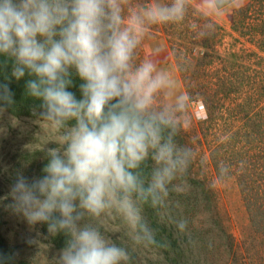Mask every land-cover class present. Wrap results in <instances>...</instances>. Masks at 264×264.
Returning a JSON list of instances; mask_svg holds the SVG:
<instances>
[{"label": "clouds", "instance_id": "1", "mask_svg": "<svg viewBox=\"0 0 264 264\" xmlns=\"http://www.w3.org/2000/svg\"><path fill=\"white\" fill-rule=\"evenodd\" d=\"M239 6L199 0L196 11L212 30L214 18ZM191 7V0H0V116L15 105L11 81L23 80L34 122L54 133L48 145H55L43 150L42 175L17 173L8 208L30 227L46 225L48 237H65L55 264H129L128 249L99 226L110 214L135 245L157 244L144 207L166 208L170 192L184 190L196 154L177 139L189 98L174 72L137 56L154 26L182 23ZM77 81L79 98L71 90ZM228 173L221 162L213 183ZM176 227L184 231L187 221Z\"/></svg>", "mask_w": 264, "mask_h": 264}, {"label": "rangeland", "instance_id": "2", "mask_svg": "<svg viewBox=\"0 0 264 264\" xmlns=\"http://www.w3.org/2000/svg\"><path fill=\"white\" fill-rule=\"evenodd\" d=\"M147 2L131 0L132 4ZM205 23V19L192 6L182 23L154 26L138 51L137 60L146 57L158 59L160 67L174 72L177 90L186 95L189 79L202 80L209 76L204 69L209 68L212 75L225 66L228 71L234 65L249 61L244 64L264 74L263 1L240 0L238 8L228 9L224 16L213 19L215 27L212 30H205ZM173 52H176V58ZM204 63L207 68L203 67ZM204 119L205 110L201 102H188L187 122L180 134L184 140L179 143L195 145L198 141L195 136ZM34 120L35 117L10 119L7 114L0 116V169L4 173L10 167L9 159L18 150L43 151L46 146L55 147L48 145L54 133ZM197 149L198 158L192 162L191 173L198 175H191L188 181L183 180V191L170 192L167 207L154 214L158 215L157 221L147 220L144 210V216L155 233L164 234L163 225L171 228V241L174 243L170 242L172 247L167 256L161 255L156 244L147 247L135 245L130 239L129 230L116 214L106 215L98 222L109 239L128 249L131 256L129 264H256L255 256L258 253L264 257V240L255 235L251 227L237 178L228 173L224 182L214 184L219 174L213 165L216 160L212 161L209 153L202 152L200 147L197 146ZM0 189L10 193L11 188L1 185ZM208 198L213 201L212 208L210 204L206 207L202 202ZM2 200L0 197V202ZM11 202L9 196L4 204L6 214L1 235L7 245L14 249V255L28 264H55L61 249L51 244L40 224L30 227L21 216L14 214L8 208ZM179 220L187 221L186 230L177 229L176 221ZM214 221L227 239L216 238L215 233L210 237L206 233L214 227ZM215 230L217 227L213 230L217 233ZM204 232V235L201 234ZM29 240L37 243L30 244Z\"/></svg>", "mask_w": 264, "mask_h": 264}, {"label": "trees", "instance_id": "3", "mask_svg": "<svg viewBox=\"0 0 264 264\" xmlns=\"http://www.w3.org/2000/svg\"><path fill=\"white\" fill-rule=\"evenodd\" d=\"M262 1L264 3V0H260ZM173 54L176 58V52ZM246 62L249 61L234 65L228 71L225 70V66L212 75L209 68L204 69V73H209L207 78L187 81L188 102H201L205 110V119L195 136L198 141L195 145L189 144L188 147L192 148L195 154L199 151L197 146L202 152H208L211 160H216L213 162L215 170L217 168L219 171V166L223 162L229 173L237 178L242 199L249 212L251 227L255 235L264 240V74L244 64ZM203 67L208 66L204 63ZM2 81L3 76L0 75V82ZM78 83L79 81L77 87L71 90L76 92L79 98ZM10 88L14 93L15 105L5 114L14 119L34 118L31 113L33 101L24 95V81L12 80ZM183 140V136L179 135L178 141ZM219 154L222 156L219 157ZM196 158L198 157L195 155L192 162L197 161ZM9 163L10 167L6 169V173L0 169V186L6 185L7 188H11L18 172H22L29 179L42 175V169L47 161L43 151L22 149L9 159ZM191 165L192 163L183 177L185 181L190 180L191 175H198L191 173L193 167ZM9 196L6 190L0 189V197L3 198L0 202V257L4 258L0 264H28L14 255V249L7 245L1 235L6 214L4 204ZM202 202L206 207L209 204L211 208L213 207L210 198ZM144 210L147 212V220L157 221L158 215L154 214L160 209L145 206ZM208 210L211 212V209ZM40 226L42 232L48 236L46 225ZM215 227L217 233L213 231ZM218 229L214 221V227L209 228L206 233L210 237L215 233L216 238L227 239V235ZM163 230L164 234L155 233L157 240L155 247L160 250L161 255L167 256L172 247L170 242L174 243L171 241L173 232L167 225H163ZM202 231L201 229L200 232ZM201 234L204 235L205 232ZM49 240L58 249L64 247L65 237L62 234L54 238L49 237ZM255 253L257 254V251ZM258 255L255 256L256 264L264 263V257Z\"/></svg>", "mask_w": 264, "mask_h": 264}, {"label": "crops", "instance_id": "4", "mask_svg": "<svg viewBox=\"0 0 264 264\" xmlns=\"http://www.w3.org/2000/svg\"><path fill=\"white\" fill-rule=\"evenodd\" d=\"M198 3H199V0H191V4H192V6H193L194 8L197 7Z\"/></svg>", "mask_w": 264, "mask_h": 264}]
</instances>
